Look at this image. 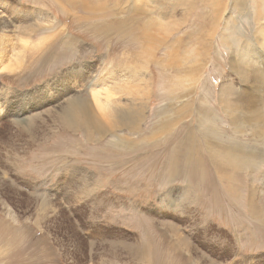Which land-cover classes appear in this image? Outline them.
Returning a JSON list of instances; mask_svg holds the SVG:
<instances>
[{
	"label": "rangeland",
	"instance_id": "374dc122",
	"mask_svg": "<svg viewBox=\"0 0 264 264\" xmlns=\"http://www.w3.org/2000/svg\"><path fill=\"white\" fill-rule=\"evenodd\" d=\"M93 3L109 12L81 9ZM113 21L120 38L94 30ZM142 25L156 37L151 44L135 38ZM263 27L264 0H0V264H264V236L249 216L251 206L264 219V123H254L262 134L246 125L237 133L256 168L241 169L230 186L229 168L213 169L195 129L199 101L215 113L221 139L211 143L221 163L220 140L234 133L218 90L244 88L231 64L240 62L238 45L258 40ZM176 38L182 76L164 55ZM80 69L79 80L67 76ZM35 89L40 99L29 94ZM77 97L96 108L99 126L124 105L137 107L140 120L86 137L81 111L76 122L60 115ZM17 101L19 113L8 112ZM183 102L188 113L178 117ZM170 119L166 140H148Z\"/></svg>",
	"mask_w": 264,
	"mask_h": 264
},
{
	"label": "bare ground",
	"instance_id": "6f19581e",
	"mask_svg": "<svg viewBox=\"0 0 264 264\" xmlns=\"http://www.w3.org/2000/svg\"><path fill=\"white\" fill-rule=\"evenodd\" d=\"M234 4H235V2H234ZM239 5H240V3H239ZM102 7H103V3H93L92 9H86L85 4L81 5V9H83L85 12L88 11L90 14L96 13V12H98V10L103 11V12H107V13L109 12V11H105L106 9H101ZM96 8H100V9H96ZM135 10H137V12L138 11H141V12L145 11V9H135ZM113 13H114V11H113ZM124 20L126 21L128 19L125 18ZM254 20L258 22L257 17H255ZM96 22H99V20H97ZM116 25H118V22L113 21L110 23V26H106L104 24L103 26L95 27L94 30L96 32H99L102 34L116 33V35H118V38H120L121 33L117 30ZM141 27L142 28L139 32V36H135V38L136 39L139 38L140 42L151 44V41H153L156 38L153 36L151 28L149 27V25H142ZM258 28H259V26H258ZM263 29H264V27H263ZM171 32H172V30H169L167 35H169V33H171ZM263 36H264V34H262V35L259 34L258 40L257 39L245 40L244 43L238 45V48L236 50V51H238L236 55L239 56V60L241 63L240 62L239 63L233 62V64H231V69H232V71L237 73V75L239 76V78L241 79L243 84L246 83L244 88L237 91L230 84H227V86H221L220 89L218 90V100H219L221 110L223 113H226L227 118H228L227 121H228V124L230 127L229 130L231 131V133H234V137L231 138V136L229 134V136H230L229 138H225V140H220V141L224 142V146H225V147L224 146L219 147V149H221V152H222L221 154L223 155L222 157L225 158V160L223 158V161L221 163L217 162V157L215 156V154L213 152L214 150H213V146H212V143L214 141L212 139H214V138L221 139V137H220L221 133L219 134V131L217 130L218 127H217V123H216L215 113L211 112L213 110L209 111L210 109H208V106H206V105H205L206 108L202 107L203 104L201 103V105H200L199 101H198V103H196L197 109H196L195 129L198 130V128H199L200 132H198V133H201L200 138L205 140V146H203L201 148H203L204 151H206V153L208 154L207 156H209L210 163L212 164L214 170H226L227 171L229 168L231 175L230 176H224V180L228 179V183H229L228 186H230L232 184V182H234L233 180L238 181L241 179V177H242V176L240 177V170L241 169H246L247 167L250 169L256 168V167H252L250 164V159L252 156H254V153L247 151L248 143L246 141H244V139H241V138L239 141V137H238L237 133H239V134L247 133L250 130L251 133L253 132L254 135L262 134V130L260 131L259 128H256L254 123H256V125H258L260 128H261V126H263V123H264V45L261 44V42H260V41H262V40H260V38ZM178 42L181 43L178 38L173 40V42H172L173 44L170 46V48L165 50L164 55L167 57L166 67L174 68L175 70L179 71V75L182 76L183 71H182L181 66H180L181 65L180 64L181 59L179 57H177L178 52L176 51L177 46L175 45ZM249 42H252V44H251V47L248 49L247 45L249 44ZM231 43H233V42H231ZM65 47H66L65 49L70 50L67 48L66 44H65ZM233 47H234V45L232 46V49L229 48V50H231V52L233 50ZM1 49H2V47H1ZM3 50H4V48H3ZM200 51H201V49H200ZM2 53L4 55V52L1 51L0 54H2ZM190 55L192 57H197L195 50H193L190 53ZM187 59H189V58H187ZM231 59H234V58H231ZM152 61H153V59H152ZM196 63L199 64L198 61ZM193 64H194V62H193ZM194 68L195 67L192 66L191 69L189 70V73H192V71H194ZM184 71H186V69H184ZM109 72H110L109 74H111L113 71H109ZM112 75H113V73H112ZM112 75L106 76L105 81H103V82L105 84L109 83L110 79L113 78ZM85 79L86 78H84V80ZM166 80L168 81L169 79H166ZM103 82H101V83H103ZM175 83H176V85H175L176 87H173L167 93L168 96H166V98H169V100H171V97L174 94V92H177L176 90L180 87L179 86V84H180L179 80L175 81ZM256 85H258V88H256ZM63 86H65V85H63ZM45 90L47 93L52 91L49 85L42 87V89H41V92L44 95H47L43 92ZM204 91H206V90H204ZM41 92L39 89L38 95L42 94ZM30 93H31L30 95H32V92H30ZM259 93L261 95L260 96L261 98L258 97ZM180 94H181V92H179V95ZM48 97H50V96H48ZM203 101H205V100H203ZM89 103L90 102H87L85 100L80 101V97L70 98L65 102V105L63 106V112L60 114L64 120H66L71 115L72 117L68 122H70L71 120H73V122H76L78 110L81 111L83 113L82 114V116H83L82 125L85 127L82 129V132L86 137L91 138V135L94 132V130H95V132L100 134V136H104L107 133V129H109V130L119 129L120 130L124 125H127V130H130L131 128L134 129L137 122L140 120L139 119L140 111L138 110L137 107L133 106L131 108H128L124 105L123 107H119L118 109H116L117 119L115 117H113L110 122L106 121L107 127H104L103 125L99 126V122H100L99 116L100 117H102V116L99 115L96 108L93 105L90 106ZM105 103L108 105L106 97H105ZM208 105H209V107H211L213 104L211 106H210V104H208ZM168 106H169V108H173V103L169 102ZM140 107H142V105ZM188 107H189V102H183L181 105H178L176 107V109L174 108L176 111L175 114H177V116H178L179 113L181 114V113L187 112ZM95 112L99 116L95 115ZM26 122H28V121H26ZM160 123H161V121H160ZM175 123L176 122H174L173 119H170L169 121H165V123H162V125L157 124L158 126L156 125L157 126L156 128H157V131L159 132V135L155 136L153 134V132H151L149 137L147 136L148 140L152 141V140L160 138V137H162L163 140H166L167 133L169 131L173 130V126L175 125ZM244 125L250 126V128L247 127V132L245 131L246 128H244ZM225 126H222V127L224 128ZM116 131L111 132L110 135L114 136ZM184 133H185V131H184ZM183 135H185V139H187V140H190V139H192V137H194L193 131H191L190 129L187 133H185ZM223 135H225V134H223ZM225 137H227V136H225ZM114 138H116V136ZM121 138H123V137H121V135H120V137H117V139H121ZM182 139H183V137H182ZM111 140L113 141V139H111ZM158 140H160V139H158ZM196 140H197V138H196ZM153 145H154V143H150L147 146L149 148V150L151 149V147H153ZM188 147H190L189 148V150H190L191 145H189ZM192 149H193V151L197 150V152H199V153L201 150V149H199V145L196 142H193ZM176 160H177V158H176ZM231 188L232 187H226V189L228 191ZM230 195L232 197L234 194L230 193ZM235 196L236 195H234V197ZM253 200L254 199L252 196V198L250 200V204L255 206V201H253ZM249 210H248L249 216L251 217L250 221L252 223H255V222L258 223V226L255 229V231L259 235L264 236V219L262 218L259 220L260 215L255 211V209L252 210L251 206H250Z\"/></svg>",
	"mask_w": 264,
	"mask_h": 264
},
{
	"label": "crops",
	"instance_id": "0c3cea01",
	"mask_svg": "<svg viewBox=\"0 0 264 264\" xmlns=\"http://www.w3.org/2000/svg\"><path fill=\"white\" fill-rule=\"evenodd\" d=\"M53 38V37H52ZM57 58V57H56ZM80 74H82V70L80 69V71H78V72H74V71H71L70 73H69V75H67L69 78L70 77H73L74 78V80L75 79H77V80H79L80 79V77H81V75ZM74 75V76H73ZM71 84H73V82L71 83ZM37 89V88H36ZM35 89V90H36ZM39 90V89H38ZM38 90H36V91H33L32 92V94H35V93H37L38 94ZM57 90H60L61 92L63 91L62 89H57ZM29 94H31L30 92H29ZM36 95H33V98L35 97ZM15 97V96H14ZM36 97H39V95L38 96H36ZM23 98H24V100L26 99V96H23ZM39 99H40V97H39ZM8 104H10L9 106L7 105V111L8 112H17V113H19V111L21 110V108H22V106L20 105V103H19V101H17V102H13V103H8ZM59 105H61V104H59ZM31 106V105H30ZM59 112V111H58ZM59 125L62 127V128H70V127H66V126H64V125H62L61 123H59ZM70 129H72V128H70ZM78 129H80V128H76V129H72V130H74V131H78ZM81 130V129H80ZM82 131V130H81ZM93 134V133H92ZM77 148L75 147V146H73V150H76ZM81 173H84V172H81Z\"/></svg>",
	"mask_w": 264,
	"mask_h": 264
}]
</instances>
